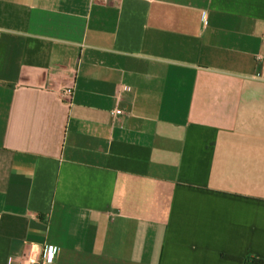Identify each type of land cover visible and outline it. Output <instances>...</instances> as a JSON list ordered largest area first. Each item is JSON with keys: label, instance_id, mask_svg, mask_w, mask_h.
<instances>
[{"label": "crops", "instance_id": "0c3cea01", "mask_svg": "<svg viewBox=\"0 0 264 264\" xmlns=\"http://www.w3.org/2000/svg\"><path fill=\"white\" fill-rule=\"evenodd\" d=\"M47 244L264 260V0H0V264Z\"/></svg>", "mask_w": 264, "mask_h": 264}, {"label": "built area", "instance_id": "2783aa9c", "mask_svg": "<svg viewBox=\"0 0 264 264\" xmlns=\"http://www.w3.org/2000/svg\"><path fill=\"white\" fill-rule=\"evenodd\" d=\"M121 94L129 95L131 93V87L127 85H123L121 87ZM73 98V88L67 87L61 92V99L65 103H71ZM123 112L120 109H115L112 111V115L117 117L122 115ZM60 254V249L56 246L52 245H45L42 249V253L40 256H33L29 255L25 262H22L20 264H54L56 259L58 258ZM7 264H16V261L11 257L8 260Z\"/></svg>", "mask_w": 264, "mask_h": 264}, {"label": "trees", "instance_id": "16d2710c", "mask_svg": "<svg viewBox=\"0 0 264 264\" xmlns=\"http://www.w3.org/2000/svg\"><path fill=\"white\" fill-rule=\"evenodd\" d=\"M247 264H264V260H260V259H248L246 261Z\"/></svg>", "mask_w": 264, "mask_h": 264}]
</instances>
